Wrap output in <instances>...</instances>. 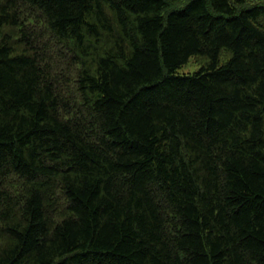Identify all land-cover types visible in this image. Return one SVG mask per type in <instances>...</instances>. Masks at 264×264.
Instances as JSON below:
<instances>
[{"label":"trees","instance_id":"1","mask_svg":"<svg viewBox=\"0 0 264 264\" xmlns=\"http://www.w3.org/2000/svg\"><path fill=\"white\" fill-rule=\"evenodd\" d=\"M0 264H264V2L0 0Z\"/></svg>","mask_w":264,"mask_h":264},{"label":"rangeland","instance_id":"2","mask_svg":"<svg viewBox=\"0 0 264 264\" xmlns=\"http://www.w3.org/2000/svg\"><path fill=\"white\" fill-rule=\"evenodd\" d=\"M250 3H253L255 1L264 2V0H248ZM199 65L196 64L192 59H189V61L185 64H183L181 67L177 69V72L179 74H186V73H192L196 70H198Z\"/></svg>","mask_w":264,"mask_h":264}]
</instances>
